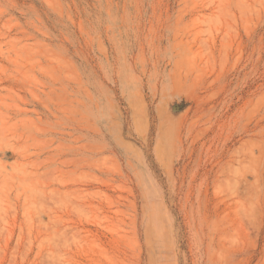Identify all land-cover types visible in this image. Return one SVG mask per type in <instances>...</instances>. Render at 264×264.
Returning <instances> with one entry per match:
<instances>
[{
	"label": "rangeland",
	"instance_id": "obj_1",
	"mask_svg": "<svg viewBox=\"0 0 264 264\" xmlns=\"http://www.w3.org/2000/svg\"><path fill=\"white\" fill-rule=\"evenodd\" d=\"M0 264H264V0H0Z\"/></svg>",
	"mask_w": 264,
	"mask_h": 264
}]
</instances>
